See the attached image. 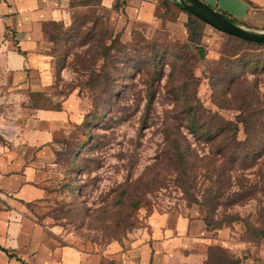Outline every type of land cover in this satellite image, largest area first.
Returning <instances> with one entry per match:
<instances>
[{
	"label": "rangeland",
	"instance_id": "1",
	"mask_svg": "<svg viewBox=\"0 0 264 264\" xmlns=\"http://www.w3.org/2000/svg\"><path fill=\"white\" fill-rule=\"evenodd\" d=\"M71 8L69 27H45L55 56L50 94L11 97L0 54V143L20 105L59 107L73 90L80 96L81 123L62 134L49 197L35 208L54 227V243L95 249L119 241L127 250L162 212L170 224L186 216L204 220L214 236L226 230L206 264H239L264 247V159L232 162L222 143L194 140L186 122L189 112L216 125L233 120L245 139L239 116L251 114L264 130V44L217 29L174 0H72ZM168 137L190 140L185 165L174 150L184 143Z\"/></svg>",
	"mask_w": 264,
	"mask_h": 264
},
{
	"label": "crops",
	"instance_id": "2",
	"mask_svg": "<svg viewBox=\"0 0 264 264\" xmlns=\"http://www.w3.org/2000/svg\"><path fill=\"white\" fill-rule=\"evenodd\" d=\"M206 1L241 19L239 24L264 29V0ZM71 4L72 0H0V35L11 36L0 44L11 97H22L24 91L50 94L56 83L55 56L48 50L53 40L47 39L45 27H69ZM61 100L60 108L20 105L11 136L0 143V264H206L209 245L221 240L226 230L220 228L214 236L204 220L186 216L170 224L162 212L152 215L150 234L138 235L127 250L119 241L95 249L54 243V227L44 223L35 208L49 197L47 185L54 179L62 134L81 123L79 94L73 90ZM256 251L259 258L254 252L239 264H264V247Z\"/></svg>",
	"mask_w": 264,
	"mask_h": 264
},
{
	"label": "trees",
	"instance_id": "3",
	"mask_svg": "<svg viewBox=\"0 0 264 264\" xmlns=\"http://www.w3.org/2000/svg\"><path fill=\"white\" fill-rule=\"evenodd\" d=\"M181 8L185 9L178 0H174ZM189 12V11H188ZM191 13V12H190ZM193 14V13H191ZM196 16V15H195ZM197 17V16H196ZM240 38V37H239ZM242 39V38H241ZM245 40V39H244ZM250 42V41H249ZM254 43V42H253ZM264 44V43H259ZM203 50V48H201ZM47 94L43 91H33L30 92L31 95H43ZM152 100V99H151ZM150 100V102H151ZM149 105V104H148ZM44 107V106H35ZM59 107H47V108H60ZM189 111L192 110V105L188 108ZM251 114L240 115V121L244 122L246 126L247 137L245 139L238 138V122L233 120H221V124H212L213 119H204L199 113H191L187 115V127L189 132L194 137V140L198 142H212V143H222L219 145V152L221 156L232 162L240 160L244 163H253L264 159V130L253 125ZM208 117V116H207ZM148 116L145 114L143 116L142 125L147 123ZM217 126L218 128H213ZM170 143H184L182 145H174V150L176 154L180 157L178 158V164L185 165L189 160V147L185 143H191L188 138L185 140H180L168 137ZM262 165L264 162L261 163ZM185 167V166H184ZM184 167H180L183 169ZM264 175V174H263Z\"/></svg>",
	"mask_w": 264,
	"mask_h": 264
},
{
	"label": "water",
	"instance_id": "4",
	"mask_svg": "<svg viewBox=\"0 0 264 264\" xmlns=\"http://www.w3.org/2000/svg\"><path fill=\"white\" fill-rule=\"evenodd\" d=\"M189 12L228 34L254 43H264V29L247 27L231 20L206 0H178Z\"/></svg>",
	"mask_w": 264,
	"mask_h": 264
}]
</instances>
